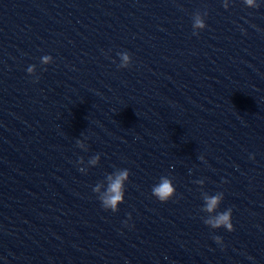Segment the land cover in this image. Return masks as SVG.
<instances>
[{
  "label": "clouds",
  "instance_id": "1",
  "mask_svg": "<svg viewBox=\"0 0 264 264\" xmlns=\"http://www.w3.org/2000/svg\"><path fill=\"white\" fill-rule=\"evenodd\" d=\"M243 3L248 8L252 9H258L260 7L258 0H243ZM223 7L228 9L229 0H223ZM207 15V11L203 13L197 11L193 14V35H199V31L204 30L207 27L205 23V17ZM117 55L120 59V63L118 65L119 68H128L131 65L132 58L127 51L119 52ZM40 62L42 65H48L53 62V57L51 55H44L40 58ZM26 71L29 75L35 76L36 65H29ZM36 79L38 80L39 77H36ZM86 139L87 137H85V140ZM76 145L84 151L88 150L87 145L82 140L77 139ZM100 158L101 156L99 153L95 154L87 161V167H79V171L86 174L88 167H95L99 164ZM249 158L255 159L254 155H250ZM199 159L203 161L204 157L200 156ZM77 163L78 165H84L85 162L83 157H81ZM129 177L130 171L128 169H116L114 172L106 175L105 181L98 182L93 187L92 190L95 194H97V198L104 210H110L113 213L119 210V205L124 202L125 184L129 180ZM194 183L203 186L204 180L198 179L194 181ZM151 193L158 201L166 203L175 196L176 188L169 177L161 176L159 182L153 185ZM201 197L204 201L201 211L207 214L206 217H203L204 224L213 230L224 228L228 232L234 231V225L232 223V209L227 208L222 212L217 211L224 199V193L217 192L215 195H209L207 192L202 191ZM128 219H131V214H128ZM124 223L127 226V221ZM213 239L217 244H222V238L220 236H214Z\"/></svg>",
  "mask_w": 264,
  "mask_h": 264
}]
</instances>
